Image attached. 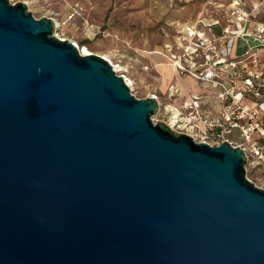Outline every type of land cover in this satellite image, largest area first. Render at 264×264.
Returning <instances> with one entry per match:
<instances>
[{
  "label": "water",
  "instance_id": "95a60500",
  "mask_svg": "<svg viewBox=\"0 0 264 264\" xmlns=\"http://www.w3.org/2000/svg\"><path fill=\"white\" fill-rule=\"evenodd\" d=\"M54 29L0 0V264H264L243 150L153 122Z\"/></svg>",
  "mask_w": 264,
  "mask_h": 264
},
{
  "label": "built area",
  "instance_id": "2783aa9c",
  "mask_svg": "<svg viewBox=\"0 0 264 264\" xmlns=\"http://www.w3.org/2000/svg\"><path fill=\"white\" fill-rule=\"evenodd\" d=\"M224 8V15L210 9L171 24L160 52L176 81L167 85V101L149 96L159 100L158 114L171 129L210 146L227 141L243 150L247 166L264 173V23L250 19L264 13V0L249 11L242 0H229ZM181 77L198 89L178 101Z\"/></svg>",
  "mask_w": 264,
  "mask_h": 264
},
{
  "label": "rangeland",
  "instance_id": "374dc122",
  "mask_svg": "<svg viewBox=\"0 0 264 264\" xmlns=\"http://www.w3.org/2000/svg\"><path fill=\"white\" fill-rule=\"evenodd\" d=\"M20 1L27 4L34 18L45 16L57 21L58 37L105 57L114 72L131 83L128 86L136 98L153 94L165 102L168 83L176 81L166 63L159 65L165 33L172 23L193 21L210 9H219L220 4L218 14L224 15L229 0H9ZM242 1L249 11L261 0ZM250 19L254 24L264 23V13ZM248 43L254 42L249 39ZM178 84L183 88V96L177 97L180 101L192 86L181 79ZM151 119L162 121L163 117L157 113ZM245 167L246 177L264 189V173Z\"/></svg>",
  "mask_w": 264,
  "mask_h": 264
},
{
  "label": "crops",
  "instance_id": "0c3cea01",
  "mask_svg": "<svg viewBox=\"0 0 264 264\" xmlns=\"http://www.w3.org/2000/svg\"><path fill=\"white\" fill-rule=\"evenodd\" d=\"M162 56V55H161ZM165 63H166V61H165V59H164V57L162 56V61L161 62H159V65L160 66H163V65H165ZM167 65V64H166ZM170 68V66H168L167 65V68ZM172 74H173V71H172ZM174 75V74H173ZM174 77V76H173ZM175 78V77H174ZM181 80H186V81H188L189 82V84L192 86L191 87V89L192 90H194V91H196L198 88H197V84L194 82V81H192L191 79H189V78H187V77H181L180 78Z\"/></svg>",
  "mask_w": 264,
  "mask_h": 264
},
{
  "label": "bare ground",
  "instance_id": "6f19581e",
  "mask_svg": "<svg viewBox=\"0 0 264 264\" xmlns=\"http://www.w3.org/2000/svg\"><path fill=\"white\" fill-rule=\"evenodd\" d=\"M53 22H54V26H55V29H54V34H56V29L59 27L58 26V23H57V21H55V20H53ZM78 49L80 50V52L81 53H83V54H89V53H91L90 51H88L87 49H85V48H83L82 50L78 47ZM115 70V69H114ZM116 71V70H115ZM126 81V83L128 84V85H131V83L129 84L128 83V81H127V79L125 80ZM156 100L158 101V104H159V100L156 98ZM160 108V107H159Z\"/></svg>",
  "mask_w": 264,
  "mask_h": 264
}]
</instances>
